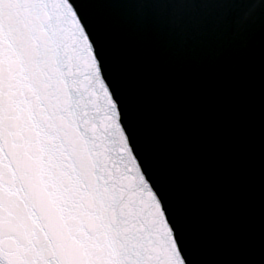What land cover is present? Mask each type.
Masks as SVG:
<instances>
[{"label":"snow or ice","instance_id":"6c2138e0","mask_svg":"<svg viewBox=\"0 0 264 264\" xmlns=\"http://www.w3.org/2000/svg\"><path fill=\"white\" fill-rule=\"evenodd\" d=\"M0 264H264V0H0Z\"/></svg>","mask_w":264,"mask_h":264}]
</instances>
